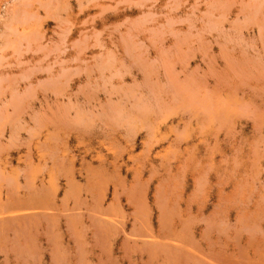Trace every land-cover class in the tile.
Here are the masks:
<instances>
[{"label":"rangeland","instance_id":"rangeland-1","mask_svg":"<svg viewBox=\"0 0 264 264\" xmlns=\"http://www.w3.org/2000/svg\"><path fill=\"white\" fill-rule=\"evenodd\" d=\"M0 264H264V0H0Z\"/></svg>","mask_w":264,"mask_h":264}]
</instances>
